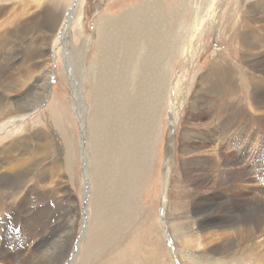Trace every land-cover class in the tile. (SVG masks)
<instances>
[{"label": "rangeland", "instance_id": "1", "mask_svg": "<svg viewBox=\"0 0 264 264\" xmlns=\"http://www.w3.org/2000/svg\"><path fill=\"white\" fill-rule=\"evenodd\" d=\"M263 12L264 0H0V220L18 221L21 264L256 263L259 249L218 252L219 232L211 242L199 222L223 224L264 186L263 114L243 98L264 87ZM223 60L241 89L231 107L226 94L203 93ZM233 112L240 136L229 147L214 128ZM190 122L200 138L187 139ZM219 154L234 180L214 169ZM51 193L64 199L48 202ZM37 205L58 210L26 222Z\"/></svg>", "mask_w": 264, "mask_h": 264}, {"label": "bare ground", "instance_id": "2", "mask_svg": "<svg viewBox=\"0 0 264 264\" xmlns=\"http://www.w3.org/2000/svg\"><path fill=\"white\" fill-rule=\"evenodd\" d=\"M263 1V0H262ZM62 11V10H61ZM59 12V11H58ZM56 13V12H55ZM264 13V12H263ZM254 14V13H253ZM50 15V14H49ZM60 16V15H59ZM49 19V18H48ZM52 19V18H51ZM248 20V19H247ZM250 20V19H249ZM254 20V19H253ZM16 21V20H15ZM58 21V20H57ZM22 22V21H21ZM48 22V21H47ZM249 22V21H248ZM251 22V21H250ZM261 23H263V22H261ZM55 24V23H54ZM50 25V24H49ZM243 25H245V24H243ZM248 25H251L252 26V24H248ZM20 27V26H19ZM250 27V26H249ZM155 28V27H154ZM245 28H247V27H245ZM254 28V27H253ZM252 28V29H253ZM264 28V27H263ZM50 29V28H49ZM55 29V28H54ZM258 30V29H257ZM197 32V31H196ZM259 32H260V30H259ZM262 32V31H261ZM237 33V32H236ZM234 34V33H233ZM246 34V33H245ZM259 35H260V33H259ZM261 36V35H260ZM259 36V37H260ZM263 36V35H262ZM236 39H237V37L235 36V35H233V37H232V40H233V42H235L236 41ZM239 39V38H238ZM240 40V39H239ZM263 41V40H262ZM261 41V42H262ZM240 43V42H239ZM262 43H264V42H262ZM259 45H260V42H259ZM235 46V45H234ZM242 46V45H241ZM250 46V45H249ZM256 46V45H255ZM261 46H263V45H261ZM2 47V46H1ZM246 47V46H245ZM264 47V46H263ZM149 48V47H148ZM235 48V47H234ZM233 48V49H234ZM256 48V47H255ZM248 48H246V50H247ZM258 49H260V47H258ZM48 50V49H47ZM238 50V49H237ZM241 50V49H240ZM243 50V49H242ZM250 50V49H249ZM253 50V49H252ZM255 50V49H254ZM254 50L252 51V52H254ZM244 51V50H243ZM251 52V53H252ZM261 52H262V50H261ZM39 53V52H38ZM109 53V52H108ZM123 53V52H122ZM247 53V52H246ZM255 53V52H254ZM256 53H258L257 51H256ZM260 53V52H259ZM258 53V54H259ZM249 54V53H248ZM247 55V54H246ZM245 55V56H246ZM11 56V55H10ZM18 56V55H17ZM253 57V56H252ZM51 58V57H50ZM246 58V57H245ZM245 58H244V60H245ZM254 58V57H253ZM257 58V57H256ZM249 59V58H248ZM35 60H37V59H35ZM47 61V60H46ZM41 62V61H40ZM15 63V62H14ZM38 64L39 63H34V66H37V67H40L41 68V66H38ZM42 64H43V62H42ZM249 65H250V69L251 70H253V67L251 66V63H248ZM112 65H113V63H112ZM104 67V66H103ZM30 68H33V66H32V64L30 65ZM262 68V67H261ZM21 69V68H20ZM107 69V68H106ZM105 71V70H104ZM51 72V71H50ZM50 72H49V70H44V71H42V72H40V74H45V75H47L46 76V78L50 75ZM5 73V72H4ZM237 73V70H236V68H233L231 65H230V63L229 62H227V61H225V60H223V61H219V62H216V63H214L213 65H212V67L203 75V81H204V85H207L208 87L207 88H204L203 89V93H204V97H207L208 95L207 94H212V95H222V94H226L227 96H226V98L225 99H223L222 101H221V103H222V105H224V106H230L231 105V103L234 101V100H239L238 99V95H239V92L241 91V89H236V88H234L232 85H231V83H232V81H233V79H234V77H235V74ZM39 74V75H40ZM119 74H120V72H119ZM29 75V74H28ZM11 76V75H10ZM32 76V75H31ZM125 76H127V74H125ZM254 76V75H253ZM253 76H249L248 78H249V80H250V82L251 83H253V85H255L254 84V82H256V84H258L257 83V81H254L253 82ZM6 78V77H5ZM125 78V77H124ZM134 78V77H133ZM254 78H256V77H254ZM258 78V77H257ZM29 79V78H28ZM44 80V79H43ZM129 80V79H128ZM255 80V79H254ZM257 80V79H256ZM262 80V79H261ZM264 80V79H263ZM259 81V80H258ZM27 82V81H26ZM35 83L37 82L36 80L34 81ZM263 82V81H262ZM11 83V82H10ZM261 83V82H260ZM259 83V84H260ZM39 84V83H38ZM41 84V83H40ZM131 84V83H130ZM261 85H262V83H261ZM134 86V85H133ZM240 86V85H239ZM258 86H260V85H258ZM1 87L3 88V89H10L11 88V86L10 85H1ZM32 86H30V88H31ZM238 87V86H237ZM253 87V86H252ZM109 88V87H108ZM261 88H264V87H261ZM260 87H256L255 89H254V91L251 89V91H250V89H248L246 92H247V94H250V98L249 99H247V96L246 97H244L243 96V98H244V100L246 99V101H247V105H248V108H250L251 110H254V111H258L259 112V114H260V111L262 112V118L258 121L260 124H262V125H264V91H263V89H261ZM44 89V88H43ZM136 89V88H135ZM14 90V89H13ZM18 91V90H17ZM31 91V90H30ZM43 91V90H42ZM257 93H259V95L258 94H256V92ZM29 92V91H28ZM32 92V91H31ZM185 92V91H184ZM106 93V92H105ZM44 94V93H43ZM107 96V95H106ZM105 96V97H106ZM110 96V95H109ZM9 99V98H8ZM30 99V98H29ZM253 99H254V101H255V104H253ZM199 100V99H198ZM241 100H243V99H241ZM240 100V101H241ZM252 100V101H251ZM6 101V100H5ZM8 101V100H7ZM34 101V100H33ZM109 101V100H108ZM203 101V98L201 97L200 98V100L199 101H191V103H197L195 106H190V108H193V107H198L199 106V103H201ZM179 104V103H178ZM205 104V103H204ZM17 105H15V107H16ZM32 106V105H31ZM36 107V106H35ZM231 107V106H230ZM14 108V107H13ZM28 108V107H27ZM120 108V107H119ZM3 109V108H2ZM112 109V108H111ZM180 109V108H179ZM4 110V109H3ZM109 110V109H108ZM2 111V110H1ZM14 111L12 110V108L11 107H8L7 109H5V111H4V114H7V113H13ZM258 112H257V114H258ZM1 113V112H0ZM25 113V111L23 112V114ZM110 113V112H109ZM194 113V112H193ZM212 113V112H211ZM22 114V115H23ZM29 114V113H28ZM26 115V114H25ZM256 115V114H255ZM260 117V116H259ZM10 119V118H9ZM189 119V118H188ZM197 119V118H196ZM257 119H258V117H257ZM11 120V119H10ZM237 118L235 117V114H234V112H233V116L230 118V117H225V118H223L217 125H216V128H214L215 129V131H216V133H218V135H220L221 137H222V139H221V143H226L229 147H234L236 144H235V142H236V140H237V136H240V132H236V130H238V128H237ZM187 121V120H186ZM189 121V120H188ZM200 121V120H199ZM3 122V121H2ZM216 122V121H215ZM12 124V123H11ZM184 124V123H183ZM197 124V123H196ZM196 124L193 122L192 123V125H191V122H190V126H188V128H187V134H188V137H187V139L189 140L190 139V136L192 135V137L193 138H197V137H199L200 138V133H201V135H202V131L201 132H199V128L196 126ZM2 125H3V123H2ZM7 125V124H6ZM117 125V124H116ZM124 125V124H123ZM205 125V124H204ZM213 125V124H212ZM211 125V126H212ZM186 126V125H185ZM206 126V125H205ZM207 126H208V124H207ZM206 126V127H207ZM210 126V125H209ZM5 127V126H4ZM187 127V126H186ZM240 127V126H239ZM256 127V126H255ZM261 127V126H260ZM263 127V126H262ZM16 128V127H15ZM203 128V127H202ZM1 129V128H0ZM5 129V128H4ZM4 129H2V130H4ZM206 129V128H205ZM183 131V130H182ZM242 131V130H241ZM258 131V130H257ZM263 131H264V129H263ZM108 132V131H107ZM207 132V131H206ZM261 132V131H260ZM184 133V135H185V131L183 132ZM250 134V133H249ZM39 135V134H38ZM214 135V134H213ZM226 135H230L231 137H228V138H225V136ZM248 135V134H247ZM211 136V135H210ZM209 136V137H210ZM6 137V136H5ZM18 137H20V136H18ZM44 137V136H43ZM251 137V136H250ZM24 138V137H23ZM37 138V137H36ZM47 138V137H46ZM45 138V139H46ZM181 138V137H180ZM185 138V137H184ZM192 138V139H193ZM199 138H198V140H199ZM203 138V137H202ZM212 139H213V137H212ZM219 139V138H218ZM17 140H20V139H17ZM29 140V139H28ZM44 140V139H43ZM181 140V139H180ZM183 140V139H182ZM11 141V140H10ZM14 141V140H13ZM20 141H22V140H20ZM184 141H185V139H184ZM196 141V140H195ZM201 141V140H200ZM218 141V140H217ZM31 142V141H30ZM47 142V141H46ZM183 142V141H182ZM205 142V141H204ZM247 143H249L248 142V140H247ZM13 144V143H12ZM202 144V143H201ZM217 144V142L215 141V145ZM223 144H220V145H222L223 146ZM244 144V143H243ZM9 145H11L10 143L8 144V146ZM23 144H21V146H22ZM36 145H38V143L36 144ZM121 145V144H120ZM184 145V144H183ZM17 146V144L15 145V146H10V147H13V148H15ZM181 146H182V144H181ZM186 146V145H185ZM197 146V145H196ZM200 146V145H199ZM202 146V145H201ZM201 146H200V148H201ZM2 147V146H1ZM4 147V146H3ZM6 147V146H5ZM34 147V146H33ZM43 147V146H42ZM169 147V146H168ZM12 148V149H13ZM16 148H18V146L16 147ZM20 148V147H19ZM39 148H41V147H39ZM198 148V147H197ZM215 148H216V146H215ZM228 148V147H227ZM23 149H25V148H23ZM199 149V148H198ZM4 150H6V148H4ZM3 150V151H4ZM10 150V149H9ZM13 150H15V149H13ZM17 150V149H16ZM15 150V151H16ZM26 150V149H25ZM31 150V149H30ZM38 150V149H37ZM50 150V149H49ZM48 150V151H49ZM193 149L191 148V151H192ZM202 150V149H201ZM212 150V149H211ZM210 150V151H211ZM215 150V149H214ZM245 150V149H244ZM11 151V150H10ZM14 151V152H15ZM19 151H20V149H19ZM40 151H41V149H40ZM204 151V150H203ZM207 151V150H206ZM205 151V152H206ZM209 151V150H208ZM216 151H217V149H216ZM226 151H229V150H227L226 149ZM242 151V150H241ZM241 151H239L238 153L240 154L241 153ZM23 152H24V150H23ZM50 152V151H49ZM199 152V151H198ZM204 152V153H205ZM213 152V151H212ZM5 153V152H4ZM22 153V152H21ZM32 153V152H31ZM35 153V152H34ZM34 153H33V155H34ZM46 153H48V152H46ZM188 153V152H187ZM190 153V152H189ZM201 153V151L199 152V155H201L200 154ZM210 153V152H209ZM219 153V152H218ZM8 154V153H7ZM1 155V154H0ZM17 155V154H16ZM23 155V154H22ZM46 155V154H45ZM44 155V156H45ZM48 155H49V153H48ZM57 155V154H56ZM188 155V154H187ZM191 155V154H190ZM218 155V154H217ZM261 155V154H260ZM26 156V155H25ZM35 156V158L36 159H31V160H33V162L32 163H34L35 162V160H36V162H37V156H38V154H37V156H36V154L34 155ZM33 156V157H34ZM219 156L221 157V158H217L216 159V161H218V163L214 166V169L215 170H217V174L222 178V179H224V180H229V179H231L232 177H233V174L229 171V169L227 168V167H225V166H228V165H230L231 164V161H229L228 159H226L222 154H219ZM1 157V156H0ZM15 157V156H14ZM32 156H31V158H33ZM40 157H42V156H40ZM46 157V156H45ZM191 157V156H190ZM208 157V156H207ZM217 157V156H216ZM3 158H4V156H3ZM13 158V157H12ZM25 158V157H24ZM24 158H22V159H24ZM39 158V157H38ZM194 158V157H193ZM195 158H198V159H203L202 157H200V156H196ZM28 159H30V158H28ZM40 159V158H39ZM20 160V163L23 161H21V159H19ZM27 160V159H26ZM192 160V159H191ZM190 160V161H191ZM199 160V161H200ZM5 161V160H4ZM3 161V162H4ZM9 161V160H8ZM186 161V160H185ZM188 161V160H187ZM186 161V162H187ZM193 161V160H192ZM198 161V160H197ZM209 161V160H208ZM10 162V161H9ZM8 162V163H9ZM29 162V161H28ZM169 162H170V160H169ZM196 162V161H195ZM202 162V161H201ZM6 163V162H5ZM4 163V164H5ZM7 163V165L9 166V164ZM23 163V162H22ZM21 163V164H22ZM38 163V162H37ZM41 162H39L38 163V165L40 164ZM54 163V162H53ZM183 163V162H182ZM205 163V162H204ZM209 163V162H208ZM212 163V162H211ZM211 163H209L210 165H211ZM17 164V163H16ZM51 164V163H50ZM167 164V163H166ZM184 164V163H183ZM182 164V165H183ZM188 164V163H187ZM186 164V165H187ZM190 164H192V163H190ZM197 164V163H196ZM198 164H200V163H198ZM203 164V163H202ZM23 165V164H22ZM53 165V164H52ZM186 165H184L185 167H186ZM214 165V164H213ZM261 165V164H260ZM21 166V165H20ZM26 166V165H25ZM37 166V165H36ZM57 166V165H56ZM190 166V165H189ZM188 165H187V167H186V169H189L190 167H189ZM193 166H194V164H193ZM199 166V165H198ZM9 167H13V164L11 165V166H9ZM33 167H35V166H33ZM58 167V166H57ZM56 167V168H57ZM1 168V167H0ZM3 169L5 168V167H2ZM53 168V167H52ZM192 168V167H191ZM190 168V169H191ZM230 168V167H229ZM29 169V168H28ZM48 169V168H47ZM58 169V168H57ZM61 169V168H60ZM259 169V168H258ZM263 169H264V167H263ZM10 169H8V171H9ZM12 170V169H11ZM15 170H17V169H15ZM31 170V169H30ZM29 170V171H30ZM44 170V169H43ZM168 170H169V168H167V171L165 172V173H167V175H168ZM45 171H46V168H45ZM52 171V170H51ZM50 171V172H51ZM188 171V170H187ZM4 172V171H3ZM14 172V171H13ZM24 172V171H23ZM189 172V174H190V172H192V171H188ZM5 173V172H4ZM36 173V172H35ZM57 173V172H56ZM124 173V172H123ZM261 173V172H260ZM37 174H39V173H37ZM262 174H263V172H262ZM7 175V174H6ZM25 175H26V173H25ZM47 174H40V175H38V179L39 180H44V179H46V177L48 176H46ZM191 175V174H190ZM13 176V175H12ZM240 176V175H239ZM10 177V176H9ZM0 178H1V175H0ZM33 178V177H32ZM48 178V177H47ZM124 178V177H123ZM55 179V178H54ZM233 180H234V178H232ZM242 179V178H241ZM10 180V179H9ZM39 180H38V182H39ZM49 180V179H48ZM249 180V179H248ZM20 181H22V180H19L18 178H16L15 179V181L13 182V184L15 185V186H18V183L20 182ZM27 181V180H26ZM24 182V181H23ZM44 182V181H43ZM50 183V181H47V183ZM243 182H245L246 183V180L245 181H243ZM40 183V182H39ZM46 183V184H47ZM55 183V182H54ZM241 183H242V181H241ZM5 184V183H4ZM53 184V183H52ZM48 185H50V184H48ZM47 185V186H48ZM37 186V185H36ZM52 186V185H51ZM1 187H3V186H1ZM5 187V186H4ZM8 187V186H7ZM35 187V186H34ZM38 187V186H37ZM49 187V186H48ZM55 187V186H54ZM217 187V186H216ZM221 187H223V186H221ZM8 188H12L11 186H9ZM40 188V187H39ZM50 188V187H49ZM204 188V187H203ZM218 188V187H217ZM233 188V187H232ZM237 188V187H236ZM261 188H262V190L263 191H261ZM13 189V188H12ZM14 189H16V188H14ZM33 189H35V188H33ZM51 189V188H50ZM66 189V188H65ZM235 189V188H234ZM247 189H248V187H247ZM31 190V189H30ZM241 190V189H240ZM248 190H255V189H248ZM247 190V191H248ZM28 191H29V189H28ZM32 191V190H31ZM257 193L255 192V193H251L250 191V193L249 194H251L250 195V197L252 196V199H250V197H247V200H244L243 202V204H238V205H241V206H246L244 209H240V210H237V209H235L236 207H234L233 206V208L232 209H235V210H232V211H230L229 210V215H228V219H227V221H225L223 224H220V223H218V224H215V225H213V223L212 222H206V223H204V222H199V224H200V226L203 228V230H205L204 232H203V235H204V237L206 236V237H208V238H211V242L212 241H214V240H216L215 238H217L216 237V234L218 233V240H220V243L218 244V245H216V249L218 250V252H220V253H226L227 254V252H228V255H231V254H233V252L234 251H237L236 250V248L237 247H240V250H248L247 252H253V251H256L257 249H259L258 251H260L259 253H258V256L256 257L257 259H256V263L255 264H264L263 263V259H262V257H264V252H263V250H264V186H260V187H258L257 188ZM119 192V191H118ZM223 192V191H222ZM28 193V192H27ZM27 193H25V194H27ZM32 193V192H31ZM30 194V193H29ZM29 194H27V195H29ZM226 194V193H225ZM40 195V194H39ZM48 195V194H47ZM54 195L55 194H50L49 196H48V198H47V201L48 202H53V204H57V203H60L63 199H60V198H58L57 196H55L54 197ZM70 195V194H69ZM34 196V195H33ZM59 196H60V194H59ZM224 196V195H223ZM40 197V196H39ZM43 197V196H42ZM229 197V196H228ZM233 197V196H232ZM34 198V197H33ZM27 199H29V198H27ZM30 199H31V197H30ZM244 199V198H243ZM25 201H26V199H24ZM69 200H71V199H69ZM239 200V199H238ZM31 200H29V202H30ZM73 201V200H72ZM224 201V200H223ZM66 202V201H65ZM218 202H219V200H218ZM227 202V201H226ZM235 202V201H234ZM233 202V203H234ZM33 203H34V201H33ZM36 203V202H35ZM38 203V202H37ZM63 203V202H62ZM41 204V203H40ZM40 204H38V205H40ZM52 204V205H53ZM66 204H68L67 202H66ZM99 204V203H98ZM227 204V203H226ZM0 205H2V204H0ZM33 205V204H32ZM34 206L33 208L35 209V210H33V209H30V210H28V212H27V216H26V219H25V221L26 222H28V223H32V224H38V226H39V224L40 223H42L43 224V222H45V221H47L48 219H52V216L53 215H55L56 213H57V208L54 206V207H50L46 212H44L43 210H42V208L40 207V206ZM28 206V205H27ZM41 206H42V204H41ZM44 206V205H43ZM236 206V205H235ZM29 207V206H28ZM66 207V206H65ZM72 207V206H71ZM22 208V207H21ZM43 208H47V206L46 207H43ZM69 208H70V206H69ZM61 209V208H60ZM59 209V210H60ZM68 210V209H67ZM3 211V210H2ZM5 211V210H4ZM3 211V212H4ZM25 211V210H24ZM69 211V210H68ZM71 212V211H70ZM221 213V212H220ZM1 214V213H0ZM25 214V213H24ZM16 215L17 214H15V217H16ZM4 216V215H3ZM14 217V218H15ZM72 217V216H71ZM14 218H12V219H14ZM11 221H17V220H11ZM9 219H3V220H0V260H3L4 258H6L5 256H9V257H11L12 259V262L14 261V263L15 264H21V263H23V257L21 258V255H20V246H19V243L17 242V240H16V238H15V236H14V233H13V223L11 222ZM18 222V221H17ZM23 222V221H22ZM52 223V222H51ZM207 223H209V224H207ZM47 226V225H46ZM24 227V226H23ZM27 227V226H26ZM25 227V228H26ZM41 227V226H40ZM49 227V226H48ZM70 227V226H69ZM35 228V227H34ZM57 228V227H56ZM46 230V229H45ZM68 230H70V229H68ZM28 232V231H27ZM45 232V231H44ZM52 234H53V232H51ZM47 235V234H46ZM56 236V235H55ZM43 237V236H42ZM46 237V236H45ZM44 237V238H45ZM61 237V236H60ZM47 238H48V236H47ZM54 238H56V237H54ZM195 238V237H194ZM52 239V238H51ZM72 239V238H71ZM39 240V239H38ZM42 240V239H41ZM48 240V239H47ZM49 240H50V238H49ZM65 240V239H64ZM239 240H241L242 241V244L241 245H239ZM44 241H46V240H44ZM60 241V240H59ZM42 242V241H41ZM46 243V242H45ZM70 243H72V242H70ZM41 245H43V244H41ZM41 247V246H40ZM39 247V248H40ZM57 247V246H56ZM199 248V247H198ZM55 250H57V248L55 249ZM214 250V249H213ZM215 251V250H214ZM262 251V252H261ZM54 252V251H53ZM244 252V251H243ZM47 253V252H46ZM216 253H217V251H216ZM54 254V253H53ZM218 254V253H217ZM250 254V253H249ZM45 255V254H44ZM36 257V256H35ZM67 257V256H66ZM71 257V256H70ZM154 258V257H153ZM45 260V259H44ZM7 261V260H6ZM10 261V260H9ZM5 262V261H4ZM38 262V261H37ZM51 262H53V261H51ZM153 262V261H152ZM223 262V261H222ZM10 263V262H9ZM13 263V264H14ZM30 263V262H29ZM33 263H34V261H33ZM32 263V264H33ZM48 263H49V261H48ZM203 263V262H202ZM5 264H8V262H5ZM50 264V263H49Z\"/></svg>", "mask_w": 264, "mask_h": 264}]
</instances>
